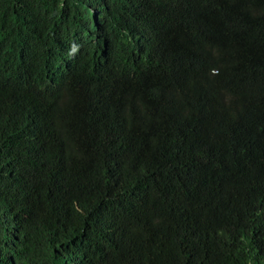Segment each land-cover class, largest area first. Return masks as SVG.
<instances>
[{
  "label": "trees",
  "instance_id": "obj_1",
  "mask_svg": "<svg viewBox=\"0 0 264 264\" xmlns=\"http://www.w3.org/2000/svg\"><path fill=\"white\" fill-rule=\"evenodd\" d=\"M0 264H264V0H0Z\"/></svg>",
  "mask_w": 264,
  "mask_h": 264
},
{
  "label": "clouds",
  "instance_id": "obj_2",
  "mask_svg": "<svg viewBox=\"0 0 264 264\" xmlns=\"http://www.w3.org/2000/svg\"><path fill=\"white\" fill-rule=\"evenodd\" d=\"M88 53V50H82V48L81 47H79V46H76V47H74L73 48V51H72V55H73V57L75 56V55H81V56H85L86 54ZM71 55V56H72ZM61 77L60 76H58V74L56 75V77H55V80L56 81H61L62 79H60Z\"/></svg>",
  "mask_w": 264,
  "mask_h": 264
}]
</instances>
